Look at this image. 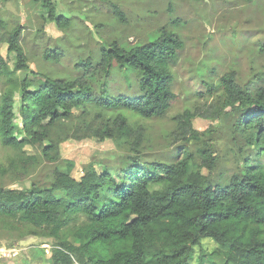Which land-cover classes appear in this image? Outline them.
<instances>
[{
    "label": "trees",
    "instance_id": "trees-1",
    "mask_svg": "<svg viewBox=\"0 0 264 264\" xmlns=\"http://www.w3.org/2000/svg\"><path fill=\"white\" fill-rule=\"evenodd\" d=\"M43 6L50 21L58 27L68 25L50 1ZM3 26L0 21V43L6 42L8 51L15 52V69H25L21 27L5 32ZM182 47L178 35L162 31L128 49L115 42L102 49L100 65L107 73L115 63L125 75L130 71L139 75L141 94L135 97L110 95L105 84L96 94L81 78L63 81L32 70L29 75L36 79L25 75L16 82L0 54V85L3 81L8 84L0 93V144L18 150L24 163L30 164L37 153L25 155L24 146L50 157L55 126L85 118L90 106L106 112L128 110L142 118L163 115L174 96L170 65ZM58 55L56 50L48 52L51 58ZM220 84L223 103L238 112L234 126L251 147L241 172L227 183L208 180L215 157L206 148L198 149L201 163L194 164L190 173L192 154L186 150L174 162L144 161L142 128H132L123 113H116L96 127L89 123L82 135L74 133V137L112 140L129 163L126 169L113 175L105 164L90 162L75 178L70 173L73 161L67 160V170H56L48 187H0V221L57 238L53 264H189L193 247L200 246L203 238L225 248L223 264H264V84L248 91L231 74H223ZM15 90L20 93L21 138L15 135ZM101 116L95 114L91 121ZM180 117L181 127H190L188 111ZM154 184L163 188L154 190ZM81 215L86 222L74 230V239H62L63 230ZM198 260V264L209 262L201 247Z\"/></svg>",
    "mask_w": 264,
    "mask_h": 264
},
{
    "label": "rangeland",
    "instance_id": "rangeland-1",
    "mask_svg": "<svg viewBox=\"0 0 264 264\" xmlns=\"http://www.w3.org/2000/svg\"><path fill=\"white\" fill-rule=\"evenodd\" d=\"M46 1L58 15L66 17V27H58L48 19L47 7L43 6ZM0 21L5 32L16 25L21 27L19 43L26 58L25 69H15V52L8 51L6 42L0 43V54L12 71L11 79L17 82L25 75L36 79L29 75L30 70L63 81L81 78L96 94L102 84L110 95L141 94L136 72L125 75L123 68L112 63L107 73L100 65L102 49L111 43L128 49L162 31L175 33L183 42L170 65L174 96L163 115L142 118L128 110L106 112L90 106L85 118L55 126V148L50 157L24 146L25 155L37 153L30 164L24 163L18 150L0 144V187H48L56 170H67V160L73 161L70 173L75 178L90 162L105 164L113 175L116 170L126 169L129 163L112 140L74 137V133L82 135L89 123L98 126L116 113H123L132 128H142L140 151L144 161L174 162L186 150L192 154L187 169L190 173L194 164L201 163L198 149L206 148L215 157L209 181L227 183L233 174L241 172L242 160L250 155L251 147L234 126L238 112L223 103L220 77L231 74L248 91L264 84V0H0ZM50 49L58 51V57H49ZM7 86L3 81L0 93ZM14 99L15 135L21 138L17 90ZM185 111L192 117L186 129L179 123ZM95 114L102 115L96 122L91 121ZM203 173L207 171L203 169ZM151 188L161 190L163 185ZM84 222L86 218L78 216L63 230L62 239L73 240L74 230ZM57 242L44 232L13 228L0 221V264H53L51 254ZM200 247L209 259L205 264H223L225 248L210 238H203L200 246L193 247L189 264H198Z\"/></svg>",
    "mask_w": 264,
    "mask_h": 264
}]
</instances>
